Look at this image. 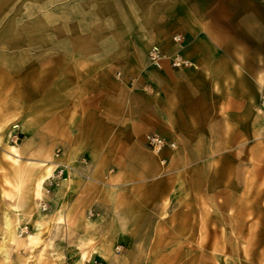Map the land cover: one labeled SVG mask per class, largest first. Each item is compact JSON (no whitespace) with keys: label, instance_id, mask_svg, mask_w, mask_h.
Wrapping results in <instances>:
<instances>
[{"label":"rangeland","instance_id":"1","mask_svg":"<svg viewBox=\"0 0 264 264\" xmlns=\"http://www.w3.org/2000/svg\"><path fill=\"white\" fill-rule=\"evenodd\" d=\"M71 2L0 0V264H264V91L251 114L219 117L217 132L193 130L181 142L154 134L165 144L159 153L150 134L129 148L127 134L105 140L107 129L83 115L102 75L68 53ZM126 15L118 19L128 26ZM103 76L112 91L123 72ZM167 152L179 155L169 161ZM45 156L53 174L37 201L32 183ZM6 220L19 225L15 243Z\"/></svg>","mask_w":264,"mask_h":264},{"label":"crops","instance_id":"2","mask_svg":"<svg viewBox=\"0 0 264 264\" xmlns=\"http://www.w3.org/2000/svg\"><path fill=\"white\" fill-rule=\"evenodd\" d=\"M70 1L68 17L73 18L66 25L74 26V31H67L68 53L102 75L101 82L93 83L95 88L87 94L83 115L92 116L107 129L111 137L105 140L122 142L120 134H127L128 142H122V147L129 148L145 134L181 142L183 134L193 130L217 132L219 117H227V124L229 117L251 114L250 103L264 91V0ZM82 12L93 16L100 32L92 34L93 26L82 24ZM122 13L127 14L128 26L118 19ZM78 36L86 43L72 46L70 41L76 42ZM173 36L181 41L173 42ZM157 43L163 51L177 53L191 65L173 70L164 63L161 70L154 68L147 50ZM114 69L122 70L123 78L108 91L103 75ZM176 102L184 108L179 114L185 118L181 121L174 114ZM191 146L202 148L197 141ZM177 155L179 152H167L164 157L173 161ZM49 157L45 156L47 160L34 180L46 170L50 175L43 183L52 177ZM18 179L20 184L14 187L20 195L23 182L20 176ZM113 194L120 192L116 189ZM18 216L20 222L22 216ZM112 256L109 253L107 258Z\"/></svg>","mask_w":264,"mask_h":264},{"label":"built area","instance_id":"3","mask_svg":"<svg viewBox=\"0 0 264 264\" xmlns=\"http://www.w3.org/2000/svg\"><path fill=\"white\" fill-rule=\"evenodd\" d=\"M175 42H179L180 38L176 37ZM147 58L152 66L157 69H161L164 63H168V65L172 69H180L189 67L191 64L188 60L184 59L181 55L168 54L167 52L161 50L157 46H152L149 48L147 52ZM262 101L264 104V96L262 97ZM147 144L156 152L159 153L164 147V141L157 135L150 134L146 136ZM174 145L171 144V147ZM91 264H104L101 261L94 260Z\"/></svg>","mask_w":264,"mask_h":264},{"label":"bare ground","instance_id":"4","mask_svg":"<svg viewBox=\"0 0 264 264\" xmlns=\"http://www.w3.org/2000/svg\"><path fill=\"white\" fill-rule=\"evenodd\" d=\"M45 172L46 173L44 175L38 177L33 182V192H34V195L36 196L37 200H42V197H43V194H44V186H43L44 183H43V180H44L45 177L50 175L49 170H46ZM18 184H20V183H18ZM18 226L19 225L17 223H12L9 220L5 221V238L7 239L8 242H14V243L17 242L16 229H17ZM33 226L39 228L40 224H39V222L35 221ZM25 239H27V241H29V240L32 241V236L31 235H27L25 237ZM6 257H7V255L4 252L3 258H6Z\"/></svg>","mask_w":264,"mask_h":264}]
</instances>
